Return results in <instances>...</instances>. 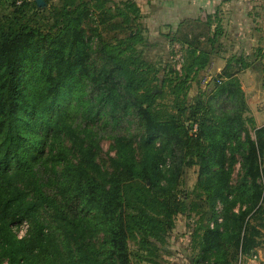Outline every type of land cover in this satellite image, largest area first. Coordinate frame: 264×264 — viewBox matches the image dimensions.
<instances>
[{
    "label": "trees",
    "instance_id": "obj_1",
    "mask_svg": "<svg viewBox=\"0 0 264 264\" xmlns=\"http://www.w3.org/2000/svg\"><path fill=\"white\" fill-rule=\"evenodd\" d=\"M30 4L38 6L11 0V13L0 12V264H132L130 241L135 264H154L175 217L197 209L178 200L191 166L211 214L222 206L220 224L194 230L200 255L191 264L251 258L264 227V125L253 127L252 139L236 73L226 65L211 80L190 125L182 120L183 97L208 55L192 51L180 77L161 79L143 53L139 25L131 24L139 16L133 3L120 9L112 0H61L43 13ZM88 16H95L88 19L95 47ZM101 32L126 36L110 43ZM165 85L170 107L159 103ZM98 121L120 130L107 165L97 162L89 127ZM133 122L141 129L139 159L128 132ZM235 156L241 176L232 185ZM23 223L26 235L17 238L13 229Z\"/></svg>",
    "mask_w": 264,
    "mask_h": 264
},
{
    "label": "rangeland",
    "instance_id": "obj_2",
    "mask_svg": "<svg viewBox=\"0 0 264 264\" xmlns=\"http://www.w3.org/2000/svg\"><path fill=\"white\" fill-rule=\"evenodd\" d=\"M38 6L35 8L33 4L29 5V8L32 11L37 12H49L50 9L58 5L61 0H45L43 2H38ZM115 2V6L118 5L120 9L125 8V2H130L135 5V9L138 10L137 19L131 22L133 26L139 25L140 33L144 38H146L147 46L143 47V53L145 57L154 63L155 67L159 71V76L162 79L163 75L166 79H173L174 77H180L183 74V67L187 66L191 62V59H188V55L194 51L195 56L204 53L208 55L209 61L206 68L198 75H191L188 80V88L185 91V96L183 97V103L187 108L185 116H182V120L187 122L190 125L193 124V119L190 117V113L197 108L198 103L202 105V108L206 105L207 98L211 95L213 91V84L211 80L218 75H208L210 80L207 83H203V77L207 75V69L213 62H217L218 58L224 63V66L220 72L222 73L226 65H229L230 73H240L249 70L251 73H248L249 80L256 78L257 85H241V88L244 92L245 101L247 105V113L244 117L246 119L252 120V125L248 126V130L252 139H254V128H258V123H256L255 115L262 116L264 115V88H263V71H264V58L261 48H256L253 50L252 56L245 54L237 55L236 50L232 48L230 51V44H228L225 29L222 25H218L215 19H207L206 21L200 22L199 20L195 21L194 24H188L182 29H178L177 33H180L178 42L169 43L166 40V37H162L161 40H153L155 35H152L147 31L145 23L143 22V15L139 11L137 6V0H112ZM115 7L113 6V9ZM12 11L11 0H5L3 5L0 8L1 14L9 15ZM132 18V17H131ZM88 19L95 20V16H88L85 19V27L87 34L92 37V46L95 47L98 44L97 35L94 32L90 31L96 29L94 24L88 22ZM100 29H98V32ZM101 38L109 41L110 43H115L116 40L126 36V33H105L101 32ZM240 50V49H239ZM238 50V51H239ZM241 51L244 49L241 48ZM237 60H236V58ZM238 61L237 63H235ZM196 67L193 69L195 70ZM176 74V75H175ZM162 88V87H161ZM170 88L164 86L163 94L164 99L159 101L161 104H165L167 107H170L172 96L170 94ZM159 91V90H157ZM200 109L197 118L203 117L204 112ZM89 127L96 134L97 143L99 150L97 151V162L100 164H109L110 158L114 157L116 153L114 138L120 132L119 129H111L110 126L103 125L100 121L95 124H89ZM254 127V128H253ZM129 135L137 137L135 139L136 143L135 154L137 159H139L140 149H139V136L141 129L139 128L137 122H133L129 125L128 128ZM159 141H156L158 145ZM228 155V154H227ZM236 162L233 167V173L231 176L232 185H236L240 179V158L235 156ZM168 163V161H167ZM213 169H216L214 167ZM197 166H191L185 168L182 176V184L178 187V200L180 202L186 201V203H195L197 209L194 213L191 214L189 218L185 215H177L173 222V228L170 231L169 235L166 237V242L159 251L154 264H191V261H196L197 257L200 255V247L198 244V237H194V230H196V235H201L202 230L197 229L199 225L204 226L209 224L210 227H213L214 223L220 224L221 219V210L222 206L216 203L214 208V214H211L209 207L207 206L204 199V192L197 187ZM261 231V236L259 242L263 245L264 248V227H259ZM14 233L17 238H22L26 235L27 224L23 223L20 226L14 227ZM128 252L130 253V260L132 264L139 263L135 256L137 247L134 242H128L127 245ZM240 258V263L242 262ZM140 264H150L147 262H140Z\"/></svg>",
    "mask_w": 264,
    "mask_h": 264
},
{
    "label": "crops",
    "instance_id": "obj_3",
    "mask_svg": "<svg viewBox=\"0 0 264 264\" xmlns=\"http://www.w3.org/2000/svg\"><path fill=\"white\" fill-rule=\"evenodd\" d=\"M137 6L147 31L156 36L153 40L170 38V33L173 36L190 23L212 18L225 29L230 51L233 48L237 55L245 52L252 56L258 47L264 58V0H137ZM223 66L218 58L207 69V75L220 74ZM248 73L251 72L246 70L237 75L240 85H257L256 78L252 75L249 80ZM255 118L258 128L262 127L264 115ZM240 264H264L263 245L254 250L251 258L243 257Z\"/></svg>",
    "mask_w": 264,
    "mask_h": 264
},
{
    "label": "built area",
    "instance_id": "obj_4",
    "mask_svg": "<svg viewBox=\"0 0 264 264\" xmlns=\"http://www.w3.org/2000/svg\"><path fill=\"white\" fill-rule=\"evenodd\" d=\"M210 76H208V75H205L204 77H203V83H207L209 80H210ZM193 131L195 132L196 131V127L194 126V129H193Z\"/></svg>",
    "mask_w": 264,
    "mask_h": 264
},
{
    "label": "water",
    "instance_id": "obj_5",
    "mask_svg": "<svg viewBox=\"0 0 264 264\" xmlns=\"http://www.w3.org/2000/svg\"><path fill=\"white\" fill-rule=\"evenodd\" d=\"M38 2H41L40 0H38Z\"/></svg>",
    "mask_w": 264,
    "mask_h": 264
}]
</instances>
